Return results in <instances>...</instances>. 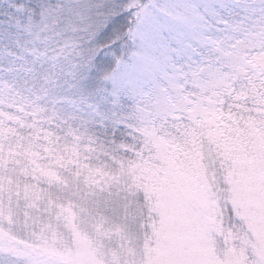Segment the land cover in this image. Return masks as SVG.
Segmentation results:
<instances>
[{"label":"rangeland","instance_id":"1","mask_svg":"<svg viewBox=\"0 0 264 264\" xmlns=\"http://www.w3.org/2000/svg\"><path fill=\"white\" fill-rule=\"evenodd\" d=\"M25 261L264 264V0H0V264Z\"/></svg>","mask_w":264,"mask_h":264},{"label":"snow or ice","instance_id":"2","mask_svg":"<svg viewBox=\"0 0 264 264\" xmlns=\"http://www.w3.org/2000/svg\"><path fill=\"white\" fill-rule=\"evenodd\" d=\"M135 7V4L129 2L125 5V10L131 12ZM88 10L91 12L93 10L92 6H89ZM121 14L114 6L107 2H102L94 6V15L89 17L91 20L89 30L92 33V42L94 43V47L90 49V58L93 63L101 59L100 53L105 48L115 43V40L107 41L105 38L109 35L110 30L114 27ZM105 79H108V77L106 76ZM24 264H29V262L25 261Z\"/></svg>","mask_w":264,"mask_h":264},{"label":"trees","instance_id":"3","mask_svg":"<svg viewBox=\"0 0 264 264\" xmlns=\"http://www.w3.org/2000/svg\"><path fill=\"white\" fill-rule=\"evenodd\" d=\"M44 6V5H42ZM42 11V9H40V12ZM233 104V102H231ZM230 110H232V106H229ZM66 119V118H64ZM15 130L17 134L21 133L20 127L15 125ZM122 132V130L118 129L116 131L110 129L108 130L107 134H109L107 136V138L103 139L100 143L103 147H107V148H111L113 150H119L118 146L120 144L123 143H127V140H131L132 138L130 136V134L128 132H123V133H117V132ZM112 141V142H111ZM134 143V142H133ZM122 148V147H121ZM122 151L124 152V149L122 148ZM124 153H127L126 150ZM132 157V154L129 152L128 154H126L125 156H121L122 158H127V157Z\"/></svg>","mask_w":264,"mask_h":264}]
</instances>
